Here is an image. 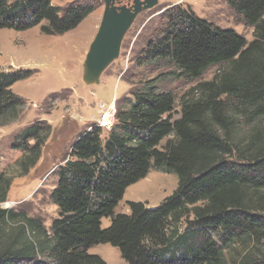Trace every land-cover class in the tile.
Segmentation results:
<instances>
[{"label": "trees", "instance_id": "1", "mask_svg": "<svg viewBox=\"0 0 264 264\" xmlns=\"http://www.w3.org/2000/svg\"><path fill=\"white\" fill-rule=\"evenodd\" d=\"M227 1L254 29L251 42L176 5L163 13L162 33L137 64H165L187 82L212 67L229 69L184 95L177 117V98L158 88L160 76L119 107L105 143L97 126L83 133L57 173L50 198L59 216L51 232L23 217L8 233L19 217L0 207V264H107L89 254L99 245L117 248L127 264H264V0ZM97 7L94 0L65 8L52 0H0V30L64 35ZM33 75L0 73L1 127L25 107L12 87ZM46 130L38 122L18 136L22 176L38 163ZM152 169L175 175L176 191L156 208L128 202L130 213L118 214L127 189ZM10 186L1 175L0 205Z\"/></svg>", "mask_w": 264, "mask_h": 264}, {"label": "rangeland", "instance_id": "2", "mask_svg": "<svg viewBox=\"0 0 264 264\" xmlns=\"http://www.w3.org/2000/svg\"><path fill=\"white\" fill-rule=\"evenodd\" d=\"M78 1L86 0H52V4L65 8ZM94 1L98 3L95 12L77 29L64 35L45 36L40 27L25 32L0 30V73L34 72L31 78L12 87L25 103L20 118L7 126H0V176L11 181L7 200L0 207L19 217V222L6 227L8 233L23 224L20 222L23 217L40 221L51 232L52 222L59 216V209L50 198L58 182L57 173L69 159L78 138L96 126L102 104L115 102L116 112L119 107L126 108V101L133 99V91L162 76L157 86L177 98L174 114L177 117L184 95L192 93L198 83L212 81L220 72L229 69L226 65L212 67L200 81L187 82L171 75L174 69L165 64L139 67L137 61L142 57V51L164 29L163 13L167 9L176 5L188 6L208 22L223 29H234L248 42L253 40L254 29L229 6L227 0H158L154 9L136 18L123 40L119 58L103 73L101 83L88 86L83 81V65L104 11L102 0ZM38 122L47 128L43 134L40 159L27 175L22 176L17 161L23 153L13 146L25 129ZM109 136V132L102 131V142L105 143ZM165 143L166 140L161 147ZM177 187L175 175L152 169L147 178L127 189L116 212L129 214L128 202L156 208ZM109 225L110 219H103V228ZM89 254L100 256L107 264H127L119 250L111 245L96 246Z\"/></svg>", "mask_w": 264, "mask_h": 264}, {"label": "water", "instance_id": "3", "mask_svg": "<svg viewBox=\"0 0 264 264\" xmlns=\"http://www.w3.org/2000/svg\"><path fill=\"white\" fill-rule=\"evenodd\" d=\"M104 11L98 32L90 45L84 65L86 85H99L106 69L119 58L123 40L143 12L152 10L158 0H102Z\"/></svg>", "mask_w": 264, "mask_h": 264}, {"label": "built area", "instance_id": "4", "mask_svg": "<svg viewBox=\"0 0 264 264\" xmlns=\"http://www.w3.org/2000/svg\"><path fill=\"white\" fill-rule=\"evenodd\" d=\"M101 116L97 120L96 126L102 131L111 132L116 123V103L110 105L102 104L100 107Z\"/></svg>", "mask_w": 264, "mask_h": 264}]
</instances>
